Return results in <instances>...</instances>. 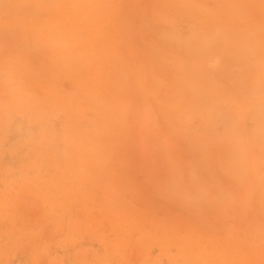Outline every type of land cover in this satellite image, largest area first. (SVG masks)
<instances>
[{
  "label": "rangeland",
  "instance_id": "1",
  "mask_svg": "<svg viewBox=\"0 0 264 264\" xmlns=\"http://www.w3.org/2000/svg\"><path fill=\"white\" fill-rule=\"evenodd\" d=\"M0 264H264V0H0Z\"/></svg>",
  "mask_w": 264,
  "mask_h": 264
}]
</instances>
